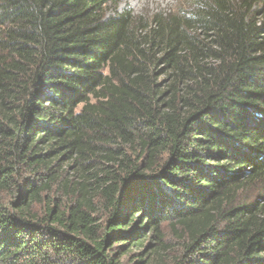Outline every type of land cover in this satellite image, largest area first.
<instances>
[{"label":"trees","instance_id":"trees-1","mask_svg":"<svg viewBox=\"0 0 264 264\" xmlns=\"http://www.w3.org/2000/svg\"><path fill=\"white\" fill-rule=\"evenodd\" d=\"M118 4L0 0V264H264V0Z\"/></svg>","mask_w":264,"mask_h":264},{"label":"rangeland","instance_id":"rangeland-1","mask_svg":"<svg viewBox=\"0 0 264 264\" xmlns=\"http://www.w3.org/2000/svg\"><path fill=\"white\" fill-rule=\"evenodd\" d=\"M182 1L183 0H119L118 10L124 11L125 9H131L136 14L146 16V14L175 10L176 7L180 3H182ZM108 10L110 13H112L113 11L111 9ZM25 175H29V172L27 171ZM243 191L247 197H251V200H256L258 198V195L262 193L259 188L255 186L249 187ZM174 242H176V240H173V243ZM176 253L177 250H173L170 254V258L173 257Z\"/></svg>","mask_w":264,"mask_h":264}]
</instances>
